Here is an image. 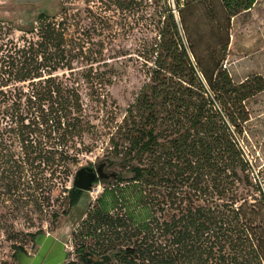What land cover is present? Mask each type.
I'll use <instances>...</instances> for the list:
<instances>
[{"label":"trees","instance_id":"obj_1","mask_svg":"<svg viewBox=\"0 0 264 264\" xmlns=\"http://www.w3.org/2000/svg\"><path fill=\"white\" fill-rule=\"evenodd\" d=\"M205 1L178 3L179 19L166 9L155 38L142 41L146 80L121 120L108 127L107 155L131 176H119L97 198L83 221L95 245L79 246L68 264H96L88 258L103 255L109 260L101 264H264V168L245 133V101L264 81L234 83L222 67L231 17L256 0H219V36L212 42L203 41L204 29L187 15ZM35 22L11 62L15 77L29 82L25 161L60 167L64 183L76 161L71 151L92 148L85 137L100 135L78 81L101 98L118 74L112 63L118 55H106L104 40L89 39V29L77 33L66 8L40 12ZM13 109L18 118L19 108ZM12 162L16 168L17 159ZM66 192L70 206L84 193L72 186Z\"/></svg>","mask_w":264,"mask_h":264},{"label":"rangeland","instance_id":"obj_2","mask_svg":"<svg viewBox=\"0 0 264 264\" xmlns=\"http://www.w3.org/2000/svg\"><path fill=\"white\" fill-rule=\"evenodd\" d=\"M183 1L41 0L33 3L0 0V109L4 110L0 114V264L12 262L19 248H32L34 238L41 233H52L62 239L71 260L76 259L79 246L95 245L96 239L87 235V224L83 225V221L105 188L112 186L119 176H131L119 159L107 155L108 127L121 120L146 80L138 54L142 41L155 38L156 27L164 20L166 9L179 19L177 5ZM62 8L73 14L77 33L84 35V30L89 29V39L104 40L106 55H118L112 62L118 74L101 98H96V93L82 78L78 81L85 112L100 135L85 137V143L94 144L92 148L80 149L82 146L78 145V151H71L76 161L70 166L64 183L59 178L60 167L44 166L38 161L31 166L25 161L23 147L24 140L27 143V128L22 127H27L30 120L29 82L19 81L11 64L14 47H22L21 37L24 31L36 25V16L40 12L57 15ZM220 8L219 0H206L187 13L194 24L199 22L200 31L204 29L205 35L198 34L203 41L212 42L219 36L215 23L220 20ZM100 25H106L105 29L95 30ZM179 33L187 40L181 28ZM222 67L234 83L252 81L255 76L264 81V0H256L251 9L231 17L229 44ZM245 106L249 113L245 126L248 149L259 167L264 168V89L248 98ZM13 108H19L18 118L14 117ZM13 159L18 161L16 168L12 166ZM101 163L103 171L114 176L94 182L78 203L70 206L66 189L72 186L76 171L82 167L95 169ZM256 172L253 168L254 176ZM250 194L248 188L247 195Z\"/></svg>","mask_w":264,"mask_h":264},{"label":"crops","instance_id":"obj_3","mask_svg":"<svg viewBox=\"0 0 264 264\" xmlns=\"http://www.w3.org/2000/svg\"><path fill=\"white\" fill-rule=\"evenodd\" d=\"M68 250L64 241L52 233H41L34 238L33 247L15 253L6 264H68Z\"/></svg>","mask_w":264,"mask_h":264},{"label":"water","instance_id":"obj_4","mask_svg":"<svg viewBox=\"0 0 264 264\" xmlns=\"http://www.w3.org/2000/svg\"><path fill=\"white\" fill-rule=\"evenodd\" d=\"M17 2H39L41 0H13ZM104 164L101 163L95 169H89L86 167H82L78 169L74 175L72 187L80 189L82 191H88L91 185L99 179H107L114 176L113 173L107 174L103 171ZM109 260L108 255H103L99 259L92 260L90 258L89 261L94 262L96 264L105 263Z\"/></svg>","mask_w":264,"mask_h":264},{"label":"flooded vegetation","instance_id":"obj_5","mask_svg":"<svg viewBox=\"0 0 264 264\" xmlns=\"http://www.w3.org/2000/svg\"><path fill=\"white\" fill-rule=\"evenodd\" d=\"M13 1V0H12ZM91 258V257H90ZM90 258H88L89 260H90ZM92 260H93V258H92ZM94 260H96V259H94Z\"/></svg>","mask_w":264,"mask_h":264}]
</instances>
